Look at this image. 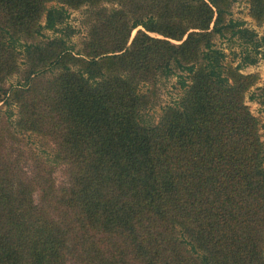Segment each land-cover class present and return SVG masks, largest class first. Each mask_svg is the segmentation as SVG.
Returning a JSON list of instances; mask_svg holds the SVG:
<instances>
[{"label":"trees","instance_id":"16d2710c","mask_svg":"<svg viewBox=\"0 0 264 264\" xmlns=\"http://www.w3.org/2000/svg\"><path fill=\"white\" fill-rule=\"evenodd\" d=\"M238 1L0 0V264H264V124L241 72L264 39ZM248 3L262 23L264 0ZM21 135L54 148L28 157Z\"/></svg>","mask_w":264,"mask_h":264},{"label":"rangeland","instance_id":"374dc122","mask_svg":"<svg viewBox=\"0 0 264 264\" xmlns=\"http://www.w3.org/2000/svg\"><path fill=\"white\" fill-rule=\"evenodd\" d=\"M51 6H58L56 3H51L48 5V7ZM108 8H111V5H105ZM233 12L234 17L237 19H241L246 21L247 26L251 29H254L260 38L264 39V21L262 23H258L256 20H254L251 15L249 14V3L248 0H239L234 6H233ZM70 17L68 19V24L75 29L76 34L72 37V44H75L77 47L76 49H79L83 46V42L86 40L89 27L87 25V18L88 14L86 12V9H71L69 11ZM136 34V31L133 33L131 39ZM46 36H52V33L49 31L45 32ZM215 41L217 44L222 47L227 53L228 58L227 62L232 66L236 67L239 63V60H234L233 52L230 48V44L227 43L225 40H219L218 38H215ZM236 50V48H233ZM262 55L259 59V62L257 65L247 67L241 72L246 75H257L256 83L250 88V90L246 93V104L249 106L251 112L253 115H255L259 120L261 121V125L264 124V106L259 103L258 101L251 100L252 94H258L260 91L259 89L264 87V45L261 48ZM18 76H15L11 78L5 86H9L11 84L16 83L18 80ZM179 85L177 84L176 79H171L169 81L162 82L159 88V102L156 105V107L151 111L149 119L154 121V124H157L160 120V116L162 113V107L167 105L168 103H171L173 100H175L180 91H179ZM6 108L2 104H0V122H6V118L4 119V112L6 113ZM3 120V121H2ZM262 134V141H264V130L260 131ZM17 148L20 151H23L26 156L31 157L32 153H35L41 149V146H44L45 148H48L49 150H52V147L54 148V145L51 143H46L38 138H35L34 136H20L19 141L17 143ZM27 171H31V166L27 164L26 166ZM54 179L58 186L64 185L67 182V177L64 172V168L60 167L57 168L54 172ZM35 201H38L40 199V192L37 191L34 194Z\"/></svg>","mask_w":264,"mask_h":264}]
</instances>
